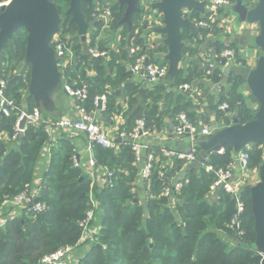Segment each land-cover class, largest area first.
<instances>
[{"label": "trees", "instance_id": "1", "mask_svg": "<svg viewBox=\"0 0 264 264\" xmlns=\"http://www.w3.org/2000/svg\"><path fill=\"white\" fill-rule=\"evenodd\" d=\"M9 2L0 0V13L1 7ZM55 5L57 7L58 4ZM85 7L86 4H83L82 11L86 20L91 22L94 20L91 16L97 13L96 8L93 5L88 9ZM111 9L115 21L120 20L122 13L114 5ZM192 18L195 19L194 16ZM70 20L71 16L64 13L60 33L63 36L71 35L77 56L81 59L83 49L76 34L77 27ZM26 42L27 34L20 30L8 43L5 53L11 64L23 61ZM74 70L77 72V67ZM12 71L10 66L0 67V80L7 83L6 96L20 105L21 89L27 86L24 72L13 76ZM65 75L76 74L66 71ZM223 77V71L217 68L208 78L219 84ZM75 78L78 82L74 86L78 88L82 78L78 75ZM93 100L94 96L88 95L83 106L90 110ZM26 102L28 112H32L34 104L30 99ZM220 103H228L229 111H235L240 124L254 119L255 112L236 94L232 98H223ZM182 113H186L190 120L191 114ZM219 113L226 115L221 110ZM139 119H145L148 126L146 117ZM15 122L14 115H0V132L4 129L12 137ZM136 122L124 130L131 131ZM45 140L44 129L31 125L22 139L16 141L14 148L0 143V205L30 188L35 164ZM122 147L123 150L115 154L111 149L94 146V160L112 172L113 178L107 187L94 189V201L100 209L96 225L101 230L96 244L79 257L77 264H249L254 256L252 245L256 241L250 195L245 191L241 194L246 202L242 236L231 228L236 213L235 200L224 191H219L215 197L209 195L215 174L206 171V166L211 165L215 170L226 168L233 161L230 146L225 147L223 155L213 153L208 157H204L197 148L198 162L195 167L185 171L187 182L182 192L174 195V205L170 198L162 196V192L169 180L181 173L186 162L175 158L166 169H161L160 160L147 187L149 194L145 195V200L135 201L137 196L132 193L131 177H126L121 170L122 166L128 167L133 163L134 154L130 146ZM253 147L248 149L250 169L258 167L263 160L262 151L257 145ZM74 155L73 150L68 148L65 155L53 160L39 198V202L46 205V211L28 213L25 210V215L0 229V264H37L43 256L78 243L81 236L79 223L86 218L91 206L89 181L80 168L74 167ZM160 171L165 172L164 179L160 178ZM83 194L87 197L82 198ZM227 235H232V243Z\"/></svg>", "mask_w": 264, "mask_h": 264}, {"label": "crops", "instance_id": "2", "mask_svg": "<svg viewBox=\"0 0 264 264\" xmlns=\"http://www.w3.org/2000/svg\"><path fill=\"white\" fill-rule=\"evenodd\" d=\"M198 1L206 2L204 11H186L184 12L185 19L188 18L193 22L192 16L196 20L207 18L210 13L209 0ZM108 3L109 8L114 5L118 12L122 13L120 20L115 21L111 14L105 19H94L98 20V24L88 37L91 49L107 55L94 58L93 56L84 55L81 49L83 54L81 59L78 56L77 74L75 76H80L82 82L87 84L88 95L95 97L104 92L108 94L109 111L101 112L93 104L90 110L94 113L97 122L108 132L109 137L117 143V146L111 149L113 153L121 152L123 150L122 146L126 145L125 142L119 141L118 132L124 130L129 124H134L137 119L146 117L149 136L145 143L151 147V151L158 154L160 157L159 161L162 160V164H160L161 161L158 162L161 169H166L168 164L171 165V161L175 158L172 160L162 158L159 155L161 150L185 153L190 151L192 145L195 144L206 157V152L200 146V143L197 140H193L191 136H174L173 127L179 112H188L191 114V117L189 116L191 122L198 125L199 128L210 127L212 133L233 126L234 120L237 119L235 111L227 110L225 116L219 113L220 107L218 106L223 98H232V95L236 94L248 108L255 113L257 112L259 104L252 96L245 82L242 80L237 81L240 79L231 76L228 82L225 83V78L223 77L222 81L216 84L206 76V56L211 50L219 53L217 51L221 52L228 48L235 49L245 67L251 68H254L264 55V52L256 45V38L259 33L257 25L240 22L233 10L236 4L229 9H221L218 12L213 30L209 31L203 27H198L193 32L189 28L186 29L183 32L185 37H183L182 50V56L185 61H181L173 74L168 73L157 84L145 85L132 72V66L138 57L146 56L150 62L156 65H166L169 71L170 64L166 59L169 53L166 45L168 38L166 34L160 31L164 28L163 17L156 15V13H151L148 1L141 0L142 13L134 17L133 27L130 28L127 24H121L125 8L120 10L119 5L113 3L111 5L108 0H98L97 4L93 6H95V11L98 14H104ZM76 34L78 37V29ZM66 38L72 42L73 46L75 45L71 35H66ZM78 39L81 43L79 37ZM5 50L6 48L0 56V67L8 68L10 66V69L13 70L11 72L13 76H19L21 72H24V81L27 86L21 89L20 106L24 110L29 111L26 100L30 99L34 104V110H38L37 101L29 91L30 66L25 62V57L20 64L15 62L11 64ZM63 76L64 85L67 81L77 85L78 81L75 76H66L65 73ZM185 84L190 85L192 89L189 91L182 90L181 86ZM76 106L77 100L67 95L63 86L55 97L54 104L52 103L53 108L50 111L43 110L40 112L42 118L49 125H37L43 128L46 134V140L35 164L34 180L30 186V190L35 192L38 199L41 197L42 183L46 179L53 160L65 155L68 148L73 150L83 166L90 159H94V147H90V143L84 133L57 130L53 127V124L61 118L75 119ZM199 139L201 142L204 141V137ZM0 143L5 144L9 148H14L16 145V142L11 140L9 133L4 129L0 132ZM227 146L232 148L231 157L232 160H235L239 153L235 152L231 145L223 147L224 153ZM250 147L252 146L246 149H251ZM258 149L262 151L263 162L264 145H259ZM195 164L185 163L181 173L173 182L175 183L179 176L186 178L185 171L189 167H195ZM141 166L134 160L128 167H121L123 174L128 178L131 177L132 193L137 196L135 201L145 200V195L149 194L147 191L149 182L143 179L140 173ZM81 171L89 181L90 201L91 197L94 196L95 188L98 190L104 188L108 180L106 177L107 173L105 170H98L95 174H91L85 167ZM259 172V166L250 169L246 174H242L239 169H236L235 185L238 190L242 193L248 185L257 184L259 182ZM209 195L215 197L210 192ZM170 202L172 205L176 203L174 196L170 198ZM23 215H25V210L22 208L6 210L3 218L0 219V229H4L8 222L16 220ZM98 228H100L99 225ZM227 237L230 238L232 243V235H227ZM79 253L76 256L72 255L68 264H77L79 257L83 254ZM255 256L256 254L254 253L253 257Z\"/></svg>", "mask_w": 264, "mask_h": 264}, {"label": "built area", "instance_id": "3", "mask_svg": "<svg viewBox=\"0 0 264 264\" xmlns=\"http://www.w3.org/2000/svg\"><path fill=\"white\" fill-rule=\"evenodd\" d=\"M256 2L257 0H243V3L248 9L253 8ZM236 3L237 0H209L210 13L207 18L202 20L193 19L192 21L197 27L213 30L218 12L221 9H229ZM108 5L109 3L106 6L104 14L101 16L102 19H105L110 15V8ZM257 30L259 31L258 26ZM51 46L55 51L58 67L62 74H64L66 71L77 74L74 68L77 65L78 56L72 42H70L69 39H67L66 36H63L59 31L58 34L53 38ZM90 52L91 56L94 58L104 57L107 55L106 53H99L97 50H93L91 48ZM206 58L207 77L213 76L217 68H221L224 73V70L228 67H245V64L238 56V52L232 48L225 49L219 53L211 50L207 53ZM132 72L134 75L139 77L145 85H154L167 76L168 67L166 65H156L155 63L150 62L146 56H140L135 60V63L132 66ZM6 87V81L0 80V115L4 117H10L14 115L16 117L14 134L11 137L13 142H16L20 138L21 134L24 135L28 126L48 124V122L42 118L41 113L38 110L28 112L18 105L14 100L8 98L5 93ZM181 89L184 91H189L192 88L190 85L185 84L181 86ZM64 91L67 95L77 100L76 117L75 119L61 118L53 124V127L57 130H68L84 133L87 136L90 147L100 146L108 149L115 148L117 143L109 137L108 132L97 122L94 113L83 106V102H85V100L88 98L87 84L81 82V86L77 88L74 85L69 84L67 81L64 85ZM108 99V94L106 92L99 94L94 97L93 106L101 112H106L108 109ZM219 110L224 112L229 110L228 103L222 104ZM24 118L27 119V123L25 128L21 129L20 124ZM211 133L212 131L208 126L202 127V131H200V128L189 120L186 113H181L177 116L173 127L174 136L182 137L189 135L193 140H197L200 137L205 138ZM148 136L149 132L146 127L145 119H139L131 131L120 130L118 132V138H120L122 142H125L126 145L131 147L135 162L142 165L140 173L143 179H145L147 182L150 181L154 172L157 170L156 165L158 164L160 158L158 154H155L153 151H151V147L145 143ZM197 148L198 147L194 144L192 145L190 151L185 153H174L168 150H161L159 155H161L162 158H166L167 160L177 158L179 160H184L188 164H193L198 162ZM218 153L223 155L224 149L222 148ZM249 162L250 154L248 149H245L241 151L237 158L233 160L232 163H230L226 168L215 170L211 165L206 166V170L208 172H213L215 174V180L210 186V194L215 195L219 191H224L236 202V213L231 222V228L235 230L239 236H242L243 234L241 231V225L242 216L246 211V202L242 199V193L235 185V170L239 169L242 174L248 173L250 171ZM73 165L75 168L80 169L85 167L91 174H95V172L98 170H105L108 180L104 188L111 183L113 178V173L106 168L99 166L94 159H90L86 165L83 166L81 161L78 159V156L75 154L73 156ZM159 176L160 178L164 179L165 172L160 171ZM176 178L169 180L170 182L163 190L162 196L172 198L175 194H180L182 192L187 180L185 177L181 178V176H179L178 180L174 183L173 181ZM36 200H39L37 195L35 192L31 191L30 188H28L26 191L14 198L6 200L0 205V219L3 218L6 210L10 211L11 209L17 208H22L28 213L45 212L46 205L39 201L36 203ZM89 203L91 208L87 212L86 218L79 223L81 236L78 243L74 246H67L57 250L50 256L44 258L43 261L41 260V264H68L72 255L76 256V254L78 255L79 252L86 254L91 250L92 246L96 244L101 230L95 224L98 214H100V209L93 197H91Z\"/></svg>", "mask_w": 264, "mask_h": 264}, {"label": "water", "instance_id": "4", "mask_svg": "<svg viewBox=\"0 0 264 264\" xmlns=\"http://www.w3.org/2000/svg\"><path fill=\"white\" fill-rule=\"evenodd\" d=\"M68 1L69 7L66 13L71 16L70 23L75 24L78 29L84 55L91 56L88 37L98 24V20L87 22L82 5H96L98 0ZM109 1L119 5L120 10L125 8L121 24H127L132 28L134 17L142 13L141 0ZM147 1L151 13L163 17L164 28L160 31L168 38L166 45L169 53L166 59L170 64L168 73L173 74L177 65L184 60L182 56L183 32L188 28L193 32L198 29L188 18H184V12L204 11L206 2L198 0ZM233 10L240 22L258 26L256 45L264 52V0H257L251 9L245 6L243 0H237ZM61 22L60 13L53 0H10L7 5L1 7L0 56L18 31L24 30L27 33L25 62L31 69L29 91L37 101L39 112L50 111L53 108L52 103L54 104L55 97L64 86V76L59 70L56 54L51 46L53 38L60 31ZM231 76L247 84L259 108L252 121L240 124L235 119L233 126L210 134L202 142L197 139L206 152V157L219 152L226 145H231L237 153L252 145H264V55L254 68H226L224 82H228ZM26 123L27 119L24 118L20 124L21 129L25 128ZM22 137L21 134L20 140ZM259 171V182L245 188V192L250 195L256 233V241L252 245L256 256L250 260L249 264H264V161L259 165ZM81 197L85 198L86 195L83 194ZM38 201L36 200V203Z\"/></svg>", "mask_w": 264, "mask_h": 264}, {"label": "rangeland", "instance_id": "5", "mask_svg": "<svg viewBox=\"0 0 264 264\" xmlns=\"http://www.w3.org/2000/svg\"><path fill=\"white\" fill-rule=\"evenodd\" d=\"M54 3L55 4H58L57 5V8H58V11H59V13H60V16H61V19L63 18V16H64V13H66L67 12V10H68V7H69V1L68 0H54ZM89 8V5L88 4H86V7H85V9H88ZM89 15V14H88ZM99 15V16H98ZM101 16H102V14H93V16H91L93 19H101ZM88 17H90V16H88ZM97 17V18H96ZM23 32H25L24 30H22ZM26 33V32H25ZM27 34V33H26ZM254 145H252V147H250L251 149L252 148H254L253 147ZM51 255V254H50ZM50 255H46V256H43L40 260H38V262H37V264H41L42 263V261H43V259L44 258H46L47 256H50ZM42 260V261H41Z\"/></svg>", "mask_w": 264, "mask_h": 264}, {"label": "flooded vegetation", "instance_id": "6", "mask_svg": "<svg viewBox=\"0 0 264 264\" xmlns=\"http://www.w3.org/2000/svg\"><path fill=\"white\" fill-rule=\"evenodd\" d=\"M110 14L112 15V9L110 8Z\"/></svg>", "mask_w": 264, "mask_h": 264}]
</instances>
